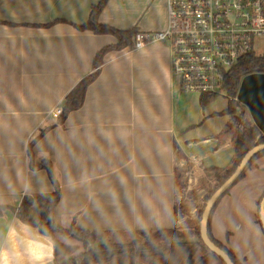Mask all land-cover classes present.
Listing matches in <instances>:
<instances>
[{
    "label": "crops",
    "instance_id": "0c3cea01",
    "mask_svg": "<svg viewBox=\"0 0 264 264\" xmlns=\"http://www.w3.org/2000/svg\"><path fill=\"white\" fill-rule=\"evenodd\" d=\"M97 2L0 0V264H64L81 253L67 250L83 244L79 237L54 239L15 213L24 196L54 189L46 169L30 165V143L34 163L50 161L59 185L54 221L117 243L173 227L187 230L181 240H195V207H181L190 221L181 225L178 194H205L204 178L215 179L234 160L235 128L218 114L227 98L202 107L199 93L182 91L165 42L109 50L82 104L62 121L52 115L94 70L96 53L117 41L76 27ZM166 15V0H107L98 20L149 32L164 28ZM263 192L261 154L210 214L212 236L242 264H264Z\"/></svg>",
    "mask_w": 264,
    "mask_h": 264
},
{
    "label": "trees",
    "instance_id": "16d2710c",
    "mask_svg": "<svg viewBox=\"0 0 264 264\" xmlns=\"http://www.w3.org/2000/svg\"><path fill=\"white\" fill-rule=\"evenodd\" d=\"M106 2L107 0H98V2L91 7L88 19L82 24H77L76 27L79 29H89L94 33L99 34H112L116 37L117 41L114 44L104 46L96 53L93 59L94 70L84 75L67 93L65 96L64 105L62 106V112L59 115L60 121L63 120L70 110L76 109L82 104L86 88L88 84L97 76L99 66L103 62L104 54L113 49L119 50L125 47L132 49L131 45L133 43V37L137 31L135 27L129 29H117L108 24L99 22L98 16ZM252 72H264V54L259 55L256 53H250L241 57L238 63L226 75L223 85V95L227 98V107L218 112V114H228V125L232 124L235 128V137L233 139L235 157L230 166L225 168L223 171L216 173L215 183L209 193L204 197L202 204L203 206L213 190L234 170L243 153L253 144L264 142V135L261 134L259 128L254 123H250L246 126L242 125V119L246 107L236 99L241 78L244 75ZM217 96V93L209 91L201 92L199 96V102L203 107L206 104L211 103ZM27 151L29 163L32 168H45L52 181L54 189L50 193L46 194L24 196L20 204L14 208L16 215L23 222L37 226L41 232L51 235L54 239L57 238V235L73 234L83 241L84 246L87 244L92 245L94 243V245H92V247L87 251L81 252L77 256L69 259L67 264H107V262L112 260V258L115 256L124 254L134 248H136V250H144L151 257L155 258L154 260L161 259L165 262V264H174V262L175 264H226L221 257L206 247V245L200 239L198 224L203 207L198 211L196 216V226L191 230L196 235V239L191 241L181 240V236L179 235L181 230L173 227L143 232L142 234L144 235L145 240L141 242L136 241L141 243L137 245L134 242L99 243L100 241L97 240L102 238L101 233L78 229L75 227L66 229L58 225L53 218V208L58 201L60 191L58 182L55 179L52 171V164L48 160H43L39 164H35L33 161L31 143L29 144ZM261 154H264V150H261L252 156L251 160L246 165V168L242 171L234 183L243 177L251 162ZM228 190L229 189H227L225 193H227ZM263 195L264 192L258 201V208ZM2 208L3 207H0V212ZM33 210L35 211L34 213H32ZM257 217L260 221L259 209L257 210ZM208 233L210 238L217 245L223 248L224 251H226L235 264H242L230 248L212 236L209 228V221ZM184 236H188V234H183V237ZM179 247H184V249L177 250ZM174 251H176V254ZM172 253L175 256V260L173 262L170 261L169 258ZM168 259L172 263H169Z\"/></svg>",
    "mask_w": 264,
    "mask_h": 264
},
{
    "label": "built area",
    "instance_id": "2783aa9c",
    "mask_svg": "<svg viewBox=\"0 0 264 264\" xmlns=\"http://www.w3.org/2000/svg\"><path fill=\"white\" fill-rule=\"evenodd\" d=\"M166 24L156 31L137 30L131 45L140 48L165 42L170 49L173 75L182 91L223 94L227 73L239 59L264 41V0H166ZM62 106L51 113L58 116ZM252 122L247 108L242 120Z\"/></svg>",
    "mask_w": 264,
    "mask_h": 264
},
{
    "label": "water",
    "instance_id": "95a60500",
    "mask_svg": "<svg viewBox=\"0 0 264 264\" xmlns=\"http://www.w3.org/2000/svg\"><path fill=\"white\" fill-rule=\"evenodd\" d=\"M236 99L245 105L251 115L252 122L259 128L261 134L264 135V72H252L244 75L240 80ZM261 150H264V142L255 143L250 146L243 153L234 170L209 195L201 210L198 224L200 239L206 247L221 257L226 264L235 263L226 251L210 238L208 233L210 214L220 197L233 185L246 168L252 156ZM258 209L260 223L264 232V195L260 200Z\"/></svg>",
    "mask_w": 264,
    "mask_h": 264
},
{
    "label": "rangeland",
    "instance_id": "374dc122",
    "mask_svg": "<svg viewBox=\"0 0 264 264\" xmlns=\"http://www.w3.org/2000/svg\"><path fill=\"white\" fill-rule=\"evenodd\" d=\"M262 42H264L262 40V38H259L257 40V43L254 44V50L256 52H258V53H260V48H262ZM222 95L223 94H218L219 97L217 98L216 101H218L219 103H221L223 101V99H224V95L223 96ZM214 183H215V179H213L211 177H209L207 179L204 178L203 184L201 183V185L206 190L205 191V194H203L204 192L201 191L202 193L199 194L198 196L190 195L188 197L186 196V198H184V197H182V195L180 196V194H178V197H177V209H176L177 215H178V218H181V219H184L185 220L183 223H181V225L187 224L188 223L187 221H189L188 218H186L181 213V207L183 205H187V204L189 205L190 208H194L195 207V209L193 211L194 212L193 223H194V226L196 225V216H197V213L203 207L202 204H203L204 197L212 189ZM180 193H181V189H180ZM186 231L187 230H185V229H182L181 230V233L179 234L181 236V238L183 237V234H188V232H186ZM72 240L74 241V239H72ZM111 240L114 241L116 239H111ZM143 240H145L144 235L143 234H137V235H134V236H130L129 238H127L126 240H124L122 243H130V242L133 243L134 242L137 245V244H141L139 242H141ZM97 241H100L99 243H103V242H106L107 239L100 238ZM136 241H139V242H136ZM92 245H94V243ZM92 245L91 244H87L86 246H84V244H82L81 242L80 243H75V245L73 247L72 246L71 247L69 246V248L67 250L70 251V253L72 251L73 252L72 254L78 253L80 251L81 252H84V251H87L89 248H91ZM183 249H184V247H181V248L179 247L177 250H183ZM63 251H64V245L61 244L60 247H59V253H61ZM175 252L176 251H174V253ZM71 258H72V256L71 257L66 256V258H65L66 261H64L65 262L64 264H67V261L69 259H71ZM169 258H170V261L173 262L175 260L174 254L172 253ZM154 259L155 258L151 257L144 250H136V248H134V249H131V250H129L128 252H126L124 254H120V255L115 256L114 258H112V260H110L109 262H107V264H165V262L163 260H161V259L160 260H154ZM170 261L168 259V262L169 263H172ZM174 264H175V262H174Z\"/></svg>",
    "mask_w": 264,
    "mask_h": 264
}]
</instances>
